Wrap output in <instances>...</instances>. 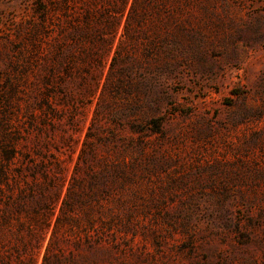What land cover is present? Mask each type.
<instances>
[{
    "label": "rangeland",
    "instance_id": "rangeland-1",
    "mask_svg": "<svg viewBox=\"0 0 264 264\" xmlns=\"http://www.w3.org/2000/svg\"><path fill=\"white\" fill-rule=\"evenodd\" d=\"M48 247L264 264V0H0V264Z\"/></svg>",
    "mask_w": 264,
    "mask_h": 264
},
{
    "label": "trees",
    "instance_id": "trees-1",
    "mask_svg": "<svg viewBox=\"0 0 264 264\" xmlns=\"http://www.w3.org/2000/svg\"><path fill=\"white\" fill-rule=\"evenodd\" d=\"M74 184V183H73ZM73 186V185H72ZM72 188V187H71ZM63 212H64V208H62V214H63ZM58 224H59V222H60V218H58ZM58 226V225H57ZM56 229H57V227H56ZM55 234V233H54ZM49 252H50V247H48V249H47V252H46V255H45V257H44V264H46L47 263V261H48V254H49Z\"/></svg>",
    "mask_w": 264,
    "mask_h": 264
}]
</instances>
